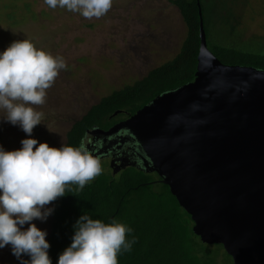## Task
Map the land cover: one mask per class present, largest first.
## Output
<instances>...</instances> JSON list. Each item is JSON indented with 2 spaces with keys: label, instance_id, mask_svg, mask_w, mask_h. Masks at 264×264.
Returning a JSON list of instances; mask_svg holds the SVG:
<instances>
[{
  "label": "water",
  "instance_id": "obj_1",
  "mask_svg": "<svg viewBox=\"0 0 264 264\" xmlns=\"http://www.w3.org/2000/svg\"><path fill=\"white\" fill-rule=\"evenodd\" d=\"M196 1L194 81L89 133L133 142L141 170L169 188L202 243L222 245L233 264H264V71L224 65L209 51ZM130 166L110 163L114 174Z\"/></svg>",
  "mask_w": 264,
  "mask_h": 264
},
{
  "label": "rangeland",
  "instance_id": "obj_2",
  "mask_svg": "<svg viewBox=\"0 0 264 264\" xmlns=\"http://www.w3.org/2000/svg\"><path fill=\"white\" fill-rule=\"evenodd\" d=\"M222 6L215 10L218 20L225 17L240 40L264 47V0H224ZM229 30L230 26L214 24L213 39H222ZM185 36V24L170 0H112L105 16L91 20L64 8H49L44 0H0V53L12 42L28 39L37 49L63 57L67 66L47 90L45 103L36 108L43 118L30 137L6 122L0 110V147L19 150L24 139L52 148L64 146L72 124L92 105L170 61ZM99 161L103 172L110 173L109 161ZM149 176L157 179L153 173ZM51 221L50 214L32 223L47 238ZM20 260L30 257L23 255ZM20 260L11 246L0 249V264H20Z\"/></svg>",
  "mask_w": 264,
  "mask_h": 264
},
{
  "label": "trees",
  "instance_id": "obj_3",
  "mask_svg": "<svg viewBox=\"0 0 264 264\" xmlns=\"http://www.w3.org/2000/svg\"><path fill=\"white\" fill-rule=\"evenodd\" d=\"M170 3L177 8L186 27L179 52L134 84L114 90L92 105L66 133L65 146L79 147L87 132L95 128L107 131L160 94L194 81L199 52L197 1L170 0ZM199 3L209 51L224 65L264 71V47L240 40L228 19L216 18L215 10L222 9L224 0H199ZM218 23L230 26V30L228 35L221 34L222 39L214 40L212 27ZM112 172H102L83 190L76 191L73 186L65 196L51 203L52 221L46 238L51 264H57L59 255L70 246L74 225L84 214L105 224L115 220L133 230L127 239L135 236L137 242L130 252L119 254V264H233L222 245L204 244L193 233L190 216L166 185L135 167Z\"/></svg>",
  "mask_w": 264,
  "mask_h": 264
},
{
  "label": "clouds",
  "instance_id": "obj_4",
  "mask_svg": "<svg viewBox=\"0 0 264 264\" xmlns=\"http://www.w3.org/2000/svg\"><path fill=\"white\" fill-rule=\"evenodd\" d=\"M57 7L79 13L91 20L105 16L112 0H44ZM63 57L37 49L28 39L12 42L0 53V110L3 119L19 126L31 136L41 124L43 113L36 110L46 101L60 71L66 70ZM19 150L0 147V249L11 246L20 264H51L47 233L39 230L33 220L44 221L52 209L46 208L65 196L74 186L76 191L101 175L100 161L81 141L79 147H49L35 139H24ZM38 145V146H37ZM28 224L26 230L22 227ZM132 229L113 220L105 224L82 215L74 225L72 242L58 257L57 264H119L118 256L130 252L137 242Z\"/></svg>",
  "mask_w": 264,
  "mask_h": 264
},
{
  "label": "flooded vegetation",
  "instance_id": "obj_5",
  "mask_svg": "<svg viewBox=\"0 0 264 264\" xmlns=\"http://www.w3.org/2000/svg\"><path fill=\"white\" fill-rule=\"evenodd\" d=\"M103 131H106V130H103ZM111 141H113L112 138L111 139H105L103 137L98 138V136L96 137V136L90 135L89 132H87V135L84 139L87 149L98 160L107 159L109 161V164L113 160H116L117 164H119L120 160L128 161L130 163L135 164V166H130V167H135L141 170L139 165H140V158H141L142 152L136 147V145L133 142H131L130 140L129 141L126 140V141H123L122 143L118 141L111 143ZM154 175L156 176V174ZM156 181L159 182L160 181L159 178L156 179Z\"/></svg>",
  "mask_w": 264,
  "mask_h": 264
}]
</instances>
